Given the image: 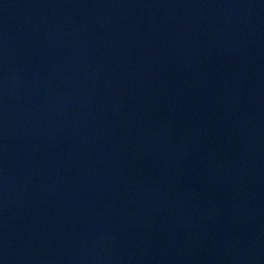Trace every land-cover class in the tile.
Segmentation results:
<instances>
[{
    "label": "water",
    "instance_id": "obj_1",
    "mask_svg": "<svg viewBox=\"0 0 264 264\" xmlns=\"http://www.w3.org/2000/svg\"><path fill=\"white\" fill-rule=\"evenodd\" d=\"M206 0H0V191L106 109Z\"/></svg>",
    "mask_w": 264,
    "mask_h": 264
}]
</instances>
